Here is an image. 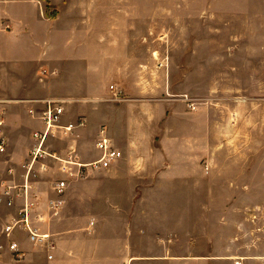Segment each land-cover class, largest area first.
I'll use <instances>...</instances> for the list:
<instances>
[{"label":"crops","instance_id":"obj_1","mask_svg":"<svg viewBox=\"0 0 264 264\" xmlns=\"http://www.w3.org/2000/svg\"><path fill=\"white\" fill-rule=\"evenodd\" d=\"M48 2L63 6L62 0H0V130L8 145L0 157V184L24 180L34 134L43 129L30 111H42L46 100L65 101L61 126H75L72 132H55L69 142L63 154H56L59 158L66 159L73 149L82 164L98 161L102 129L123 156L106 168L83 170L90 169L89 179L57 169L58 181L67 188L55 218L47 202L58 198V181L42 191L32 179L37 213L45 216L39 228L52 236L54 249L22 237L28 256L23 264L33 262L28 248L39 250L43 264H264V224L258 218L264 204V156L253 164L248 155L221 151L219 146L226 149L235 138L221 135L224 127L216 121L245 119L246 90L233 89L229 82L239 72L249 73L254 58L234 52L195 61L198 67L184 72V80L194 72L195 96L226 93L233 104L190 111L184 100L153 96L159 92L150 77L140 80L133 44L125 47L115 35L122 28L101 24L107 12H90L85 0L70 4L68 12H45ZM91 17L100 22L93 33ZM208 77L212 81L205 89L202 82ZM171 79L169 74L162 92L172 89ZM110 81L120 86L108 87ZM119 89L122 101L108 104V94L113 97ZM88 134L95 136L92 154L98 159L85 163L80 146ZM80 209L81 218L75 213ZM0 211L2 264H13L1 232L17 210L0 206ZM82 218L83 231H53L62 219Z\"/></svg>","mask_w":264,"mask_h":264},{"label":"rangeland","instance_id":"obj_2","mask_svg":"<svg viewBox=\"0 0 264 264\" xmlns=\"http://www.w3.org/2000/svg\"><path fill=\"white\" fill-rule=\"evenodd\" d=\"M62 1L63 6H60L59 9L55 5L50 6L48 2L45 12H68L70 4L81 3L83 0ZM85 1L90 2V12H107V16L100 19L101 24L105 23L107 28L111 26L122 28L121 32H117L115 35L121 37V42L125 47L133 44V53L134 55L137 53L138 57L140 80L142 77H150L154 84L153 90L159 92L153 96L162 100L182 101L184 97H188L197 102V107L233 104L232 98L226 97V93L216 92L207 97L195 96L194 72L187 80H184V72L193 71L194 67L197 68V64H199H196L195 61L215 53L229 56L235 52L237 53L235 57L241 58L243 55L252 56L255 63L250 65V72L244 74L239 72L234 81L229 82L233 89L244 87L246 90L245 103L249 110L245 113V119L233 123H229L228 118L215 119L224 127L221 135H226L230 141L235 138L233 144L230 143L226 149L223 145L219 146L221 151L248 155L247 158L253 164L257 163L254 162L255 158L260 155L264 156V0ZM100 22L97 17L90 18L91 33L97 30L93 27H97ZM108 34L112 33L108 32ZM241 68L240 65L239 69ZM169 74L172 76V89L169 90L167 87L164 93L162 90L165 83L168 84ZM206 74H208L207 69ZM211 81V78L208 77L202 82L205 89H208ZM225 82L222 83L225 84ZM108 84V87L113 84L120 86V82L110 81ZM185 87L188 90H185ZM119 90L121 93L123 92L121 89ZM203 93L205 95L206 91ZM106 98L111 102L108 104L119 105V103L111 101L112 95L108 94ZM101 103L107 102L101 101ZM187 108L193 111L188 105ZM64 140L59 133L50 135L46 142L49 151L58 155L65 151L69 142ZM83 140V144L80 146L81 151L79 149L83 155V162L96 161L97 155L92 154L95 136L88 134ZM48 165L49 170H53V173L38 172L33 179L34 182L40 183L42 191H46L51 183L60 179L56 173L60 165L56 161L48 162ZM89 170L84 177L88 178ZM91 170L96 169L91 168ZM252 180L257 181V178H252ZM252 195L257 196L258 194ZM260 208L261 216L258 218H262L261 221L264 224V204ZM75 213H78L76 216L80 218L84 217L82 209L80 212L76 210ZM2 216L4 213L0 211V226ZM83 228V218L69 222L68 219H62L55 224L53 231L60 234L71 230L80 232V230L83 231ZM38 251L36 248H28V252L32 255V264L44 263L41 259L42 255Z\"/></svg>","mask_w":264,"mask_h":264},{"label":"built area","instance_id":"obj_3","mask_svg":"<svg viewBox=\"0 0 264 264\" xmlns=\"http://www.w3.org/2000/svg\"><path fill=\"white\" fill-rule=\"evenodd\" d=\"M113 90V87L111 88ZM121 92H116L113 96V101H122ZM189 108L193 111L197 108V102L192 101L188 97H184ZM65 104L63 100H46L43 102V109L39 113L34 110L30 111V115L43 124V129L34 134L36 141L35 146L30 152V160L27 165V173L21 183L16 181H6L0 184V206L9 210H17L16 214L11 215L7 224L2 229V236L7 240V251L9 252L11 262L13 264H23L28 256L27 252L21 247L22 237L33 246L53 250L54 246L51 241L52 236L49 233H44L39 225L44 223L45 216L37 213L39 198L33 188L32 179L39 173H45L49 170L48 162L56 161L60 167L59 172L69 176L83 178L85 171L88 168L99 169L106 168L114 161L122 158V152L118 151L112 141L107 137L105 129L100 132L99 141L96 144L97 150L101 154V158L90 164H82L77 161L76 150L71 149L68 157L62 159L49 151L47 147V139L50 135H54L58 130L72 132L75 126L69 125L62 127L61 121L65 113ZM80 123L79 126H83ZM2 123H0V128ZM7 141L0 130V157L6 154ZM78 170L74 173L73 168ZM38 170H37V169ZM37 170V171H36ZM67 188L65 181H58L54 187L57 194V199H50L47 202V210L50 218H55L59 215L62 201L60 197L64 194ZM21 235V238L20 236ZM0 247V264L4 262V256L1 253ZM48 261L53 260L52 255L47 256Z\"/></svg>","mask_w":264,"mask_h":264}]
</instances>
